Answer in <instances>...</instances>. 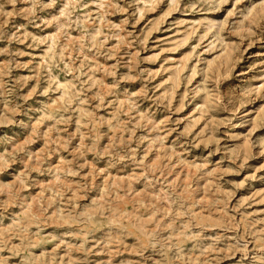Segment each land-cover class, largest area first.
<instances>
[{
	"label": "rangeland",
	"instance_id": "rangeland-1",
	"mask_svg": "<svg viewBox=\"0 0 264 264\" xmlns=\"http://www.w3.org/2000/svg\"><path fill=\"white\" fill-rule=\"evenodd\" d=\"M0 264H264V0H0Z\"/></svg>",
	"mask_w": 264,
	"mask_h": 264
}]
</instances>
